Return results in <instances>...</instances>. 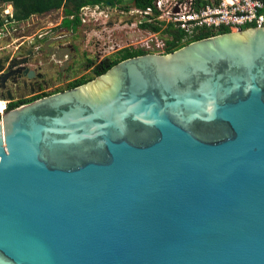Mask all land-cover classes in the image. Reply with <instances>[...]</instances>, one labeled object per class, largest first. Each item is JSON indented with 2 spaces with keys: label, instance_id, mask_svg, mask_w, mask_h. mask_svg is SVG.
<instances>
[{
  "label": "water",
  "instance_id": "water-1",
  "mask_svg": "<svg viewBox=\"0 0 264 264\" xmlns=\"http://www.w3.org/2000/svg\"><path fill=\"white\" fill-rule=\"evenodd\" d=\"M10 54L0 99L13 102L38 61ZM0 264H264V28L7 111Z\"/></svg>",
  "mask_w": 264,
  "mask_h": 264
},
{
  "label": "flooded vegetation",
  "instance_id": "flooded-vegetation-1",
  "mask_svg": "<svg viewBox=\"0 0 264 264\" xmlns=\"http://www.w3.org/2000/svg\"><path fill=\"white\" fill-rule=\"evenodd\" d=\"M117 23L118 26H120V29H124L123 27H128V29L134 31H132L134 34H136L137 36L140 35V37L143 38H141V43H137V45L136 43H132L128 40L126 45L120 47L115 42L113 51L111 49V54H113V56H102L101 50L106 51L108 48V43L104 45V48L100 49L101 42L95 41L97 42L95 43L93 41L94 46L97 50V55L95 59H91L89 57L87 48H85L86 39H82L81 35L78 34L79 31H77V29L73 26L70 28H60L64 31H62L59 35L62 40L58 43L49 44L51 37L49 38L48 36L50 34L47 33L45 35H38L32 40H24L22 42H19L18 45L13 48L8 47L1 49L3 52L11 53L10 55L12 56V58L21 57L22 60L33 59L38 61V64L35 63L36 65L33 68L37 71L36 77L38 78L39 83L33 85L32 91L29 90L28 97L13 102L29 104L33 101L50 96L52 94L71 89L70 86L72 84L83 79L87 80L88 74H92L98 77L96 74L98 66L100 64H103L104 62H110L108 60L120 59L124 51L143 52L146 54L145 56L167 55L169 47L166 44L168 41L164 42L156 39L157 35H161L164 33L163 31L155 34L154 32H152L153 30L143 28L144 22L136 21L133 19L124 20L122 22H120V20H117ZM83 27L84 26H82L81 30H85V28L83 29ZM4 31L5 29L2 28V33ZM121 31L125 34V31L120 30V32ZM17 32L18 31L16 30L15 34H17ZM101 32H103L104 38L107 37L106 31ZM50 33H53L52 29ZM164 36L169 38L168 35ZM112 40L114 41V39ZM2 41V43L9 44V42L11 41V36L8 35L6 36V38L3 37ZM60 46H64V48H60ZM65 54H67L65 60L60 62L55 61V57L61 58ZM62 86H65L66 88L61 89ZM55 88H57L58 90H55ZM52 91L55 92L52 93ZM3 101L10 102L5 100Z\"/></svg>",
  "mask_w": 264,
  "mask_h": 264
},
{
  "label": "built area",
  "instance_id": "built-area-1",
  "mask_svg": "<svg viewBox=\"0 0 264 264\" xmlns=\"http://www.w3.org/2000/svg\"><path fill=\"white\" fill-rule=\"evenodd\" d=\"M89 6L81 10L83 23L96 19L88 14ZM128 16H138L144 24L159 26L162 30L172 29L183 34L182 44H192L204 34L219 36L223 29L241 32L243 29L264 28V1L262 0H155L145 10L134 9ZM212 37V38H213ZM0 115L9 111L5 102ZM26 104H21V108Z\"/></svg>",
  "mask_w": 264,
  "mask_h": 264
},
{
  "label": "rangeland",
  "instance_id": "rangeland-1",
  "mask_svg": "<svg viewBox=\"0 0 264 264\" xmlns=\"http://www.w3.org/2000/svg\"><path fill=\"white\" fill-rule=\"evenodd\" d=\"M90 9L88 10L89 15H93L96 19L99 20H93L87 22V24L79 25L78 27L75 26L77 31H79V35H81L82 39H86L85 42V48H87L89 57L91 59L96 58V48L94 46L93 41H100V49L104 48V45L108 43V48L106 51H102V56H113L111 52L113 51L115 42L118 44V46L122 47L126 45L127 41H131L132 43H141L140 35L134 34L133 30L128 29V27H123L124 29H120V26H118L117 20H120V22L124 20H141L138 16H128L129 13L134 11L132 9L130 12L121 11L119 7H112L111 5H97V6H89ZM0 10L2 12V16L4 19H7V16L12 17L14 14V8L12 5L9 4H3L0 6ZM66 19V15L63 9L58 11H53L49 14L45 15H37L33 16L30 20L23 23H11L6 22V25L3 29H5L4 38L6 36H11V41L9 44L6 43H0V49L8 48V47H15L18 45L19 42H22L24 40H32L38 35H45L49 33L48 36H59L62 31L60 28L65 27L64 22ZM102 21V22H101ZM70 23L69 21L65 22V24ZM101 23V24H100ZM85 28V30H81ZM67 28V27H66ZM8 29V30H6ZM51 29L53 33L51 34ZM18 31L17 34H15V31ZM125 31V35L122 31ZM106 31L107 37H103V32ZM133 31V32H132ZM77 33V32H76ZM116 38V39H115ZM114 39V41L112 40ZM157 40L161 41H168L169 38L164 36L163 34L156 36ZM78 41V40H77ZM76 41V42H77ZM97 43V42H95ZM7 45V46H5ZM112 49V51H111ZM115 55V54H114ZM85 62V61H84ZM97 79L96 76L92 74L87 75V80L90 82L92 80ZM88 83V82H87ZM65 86H62L61 89H65ZM57 88H55L56 90ZM58 90V89H57ZM55 91H52L54 93Z\"/></svg>",
  "mask_w": 264,
  "mask_h": 264
},
{
  "label": "trees",
  "instance_id": "trees-1",
  "mask_svg": "<svg viewBox=\"0 0 264 264\" xmlns=\"http://www.w3.org/2000/svg\"><path fill=\"white\" fill-rule=\"evenodd\" d=\"M264 1V0H262ZM155 0H0V6L3 4L12 5L14 8V14L12 17L7 16V19H4L2 16V12L0 10V29L4 28L6 22L11 23H23L30 20L33 16L37 15H45L49 14L53 11H58L63 9L66 15L65 22L69 21L70 23L65 24V27H78L79 25H83L82 19L80 18L81 10L87 6H99V5H111L112 7H119L121 11L130 12L132 9H140L145 10L153 6ZM144 29H151L155 34L159 32H164V35L169 36V40L167 42V46L169 50L167 55L173 54L184 47L190 45H183L182 38L183 34L180 32H173L170 28L168 30H162L161 27L144 24ZM246 31V29H243ZM234 33L232 29H223L220 32V35ZM211 34H204L198 37L192 43L200 42L203 40H207L212 38ZM146 54L143 52L136 51H124L120 59L117 60H108L110 62H104L100 64L96 70L97 76H102L106 72H108L112 67L116 66L122 61H125L130 58H138L145 56ZM89 82L88 80H80L70 86V88H76L82 86ZM21 103H13L9 105V110L16 109L19 107ZM1 119V115H0Z\"/></svg>",
  "mask_w": 264,
  "mask_h": 264
},
{
  "label": "bare ground",
  "instance_id": "bare-ground-1",
  "mask_svg": "<svg viewBox=\"0 0 264 264\" xmlns=\"http://www.w3.org/2000/svg\"><path fill=\"white\" fill-rule=\"evenodd\" d=\"M5 105H6V103L0 99V109L1 110L4 108Z\"/></svg>",
  "mask_w": 264,
  "mask_h": 264
}]
</instances>
